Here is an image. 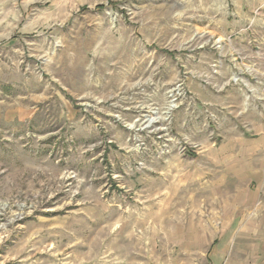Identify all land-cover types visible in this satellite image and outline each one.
<instances>
[{
    "label": "rangeland",
    "instance_id": "rangeland-1",
    "mask_svg": "<svg viewBox=\"0 0 264 264\" xmlns=\"http://www.w3.org/2000/svg\"><path fill=\"white\" fill-rule=\"evenodd\" d=\"M261 229L264 0H0V264L253 257Z\"/></svg>",
    "mask_w": 264,
    "mask_h": 264
},
{
    "label": "crops",
    "instance_id": "crops-1",
    "mask_svg": "<svg viewBox=\"0 0 264 264\" xmlns=\"http://www.w3.org/2000/svg\"><path fill=\"white\" fill-rule=\"evenodd\" d=\"M259 232V238L264 239V230L261 229ZM235 234H237L238 236H240L241 234L243 237L251 238L253 235H257L258 233L243 230L235 231ZM207 243L209 247L206 246L204 248V246H202L204 244L203 240L202 242L193 241V243L191 242L189 243V245L193 244L194 248H192V250H189L188 248H186V246H184V243L182 242L179 246L180 255H178V261H167L160 264H240L241 262H243V264H264V241L262 242V245L245 248V250L248 249L252 252L255 251V253L258 254L257 256H247L245 255L247 254V252H245L242 257L238 258L236 257L237 253L235 246L229 247L227 250V254L224 255L223 249H221V247H218L213 239L211 240V242Z\"/></svg>",
    "mask_w": 264,
    "mask_h": 264
}]
</instances>
